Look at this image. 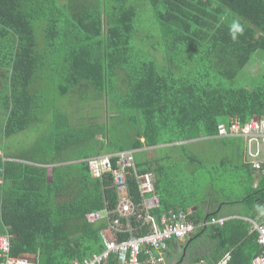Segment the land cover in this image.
<instances>
[{
  "label": "trees",
  "instance_id": "obj_1",
  "mask_svg": "<svg viewBox=\"0 0 264 264\" xmlns=\"http://www.w3.org/2000/svg\"><path fill=\"white\" fill-rule=\"evenodd\" d=\"M254 119L264 120V0H0V234L11 256L76 264L100 253L107 222L85 216L113 209L118 194L84 159L131 151L138 174L154 177L150 215L182 212L190 238H221L210 264L226 253L227 264H250L263 247L242 217L262 212L264 175L248 162L255 143L232 126ZM43 125L10 150L5 140ZM127 183L138 204V181ZM128 224L152 230L143 211ZM104 264L121 263L111 253Z\"/></svg>",
  "mask_w": 264,
  "mask_h": 264
},
{
  "label": "built area",
  "instance_id": "obj_2",
  "mask_svg": "<svg viewBox=\"0 0 264 264\" xmlns=\"http://www.w3.org/2000/svg\"><path fill=\"white\" fill-rule=\"evenodd\" d=\"M232 128L243 134L249 143H255V147L247 143L250 156L248 162L255 171L264 175V120L254 119L243 127L234 125ZM220 132H225L223 127L220 128ZM115 156L117 159L113 160ZM85 161L92 177L102 178L106 173L111 175L118 196L113 209L104 208L87 214L88 222L93 224L106 220L108 227L101 232L104 248L100 253L93 254L76 264H104L111 253L117 254L121 264H159L163 262L161 250L165 249L167 241L174 238L183 239L194 233V223L185 220L182 212L171 211V217L163 214L160 218L149 214V211L159 204L158 197L154 193V177L150 172L138 174L131 151L89 157ZM127 175L133 176L138 181V191L141 196L138 204H135L128 195ZM141 211L144 212V218L151 225L152 230L134 236L128 222L131 217L140 216ZM122 219L127 220L125 227L121 224ZM250 221L252 230L256 232L257 242L263 247L262 252L253 259V264H264V223ZM118 232H130L131 236L118 240ZM9 248V236L0 235V264H32L27 259L11 256ZM141 251L147 254L143 261L139 258Z\"/></svg>",
  "mask_w": 264,
  "mask_h": 264
},
{
  "label": "crops",
  "instance_id": "obj_3",
  "mask_svg": "<svg viewBox=\"0 0 264 264\" xmlns=\"http://www.w3.org/2000/svg\"><path fill=\"white\" fill-rule=\"evenodd\" d=\"M157 153L158 152H154L153 157L155 159L158 158V156H156ZM48 173L50 174V169H48ZM206 192L208 193V190ZM261 207H262V209H261L262 212L260 214L264 213V204ZM201 208L203 210H207L208 206L206 204H202ZM228 210H229L228 208L225 209V212H228ZM235 210H236V208H235ZM192 211L193 210H191V208H190L187 211V214H191ZM87 214L85 216L86 221H88L87 220ZM260 214L257 216V218L242 217V219L244 221H247L250 223V228H249L248 234L256 233L255 231L252 230V224H251L250 220L256 221L259 223L258 218L260 217ZM231 216L232 215L227 214V215H225V218L228 220L231 218ZM236 217L240 218L238 215H236ZM144 221H145V218H144ZM229 233H230V235H229ZM229 233L227 234V236L234 237L236 239V233L235 232L229 231ZM0 235L9 236V239L11 238V235H9L8 233L7 234H0ZM134 236H139V235H134ZM190 236L183 238V239L174 238V239L167 241L165 249L161 250V254L164 257V262L159 263V264H210V261H213V259H214V255H216V253H219V251L221 250L219 248L221 238L204 234L200 238L193 240L192 238H190ZM256 243L260 247H262L257 242V235H256ZM154 252L156 253V251H154ZM141 254L145 255L143 258V260H144L145 257L147 256V254H145L144 251H141ZM141 254L139 255V258L141 257ZM13 257H15V256H13ZM17 258H22V257H17ZM24 259H26V258H24ZM192 259H196V260L193 261V263H189L188 261H191ZM229 259H230V255L228 253H226L218 260V262L216 264H227ZM30 263L38 264L37 261H35L34 263L33 262H30ZM250 264H253V259L251 260Z\"/></svg>",
  "mask_w": 264,
  "mask_h": 264
},
{
  "label": "rangeland",
  "instance_id": "obj_4",
  "mask_svg": "<svg viewBox=\"0 0 264 264\" xmlns=\"http://www.w3.org/2000/svg\"><path fill=\"white\" fill-rule=\"evenodd\" d=\"M253 65H257V67H261V63L254 61V62H251V64L248 66V68H250ZM250 70L255 71V68L251 67ZM104 116H105V113L103 114V118H104ZM44 128H47V126L43 125L41 127H35L34 129H28V130H25V132H22L18 135L15 134V135L11 136L8 140H5V141L7 144L10 145V150L12 152H16L20 149L23 150L24 148L28 147V144H27L28 139L32 143L39 135H41L44 132ZM189 146L190 147L192 146V148L194 149V152L199 154L198 157L202 161L204 159L202 156V154H203L202 145H199L197 142H194V143L190 144ZM200 150L202 151V153ZM150 156L151 157L154 156V151L147 152V157L149 158ZM139 158L144 159L145 158L144 154L140 153ZM86 159H88V158H86ZM232 172H233V170L231 171V174H232ZM229 177H230V175H229ZM229 177L226 180L227 183L225 184L227 186V190L232 189L234 191V193L236 194V196L241 195V192L243 190L240 187L241 184H239L237 182V177H230V178ZM258 255H256L254 258H256Z\"/></svg>",
  "mask_w": 264,
  "mask_h": 264
},
{
  "label": "clouds",
  "instance_id": "obj_5",
  "mask_svg": "<svg viewBox=\"0 0 264 264\" xmlns=\"http://www.w3.org/2000/svg\"><path fill=\"white\" fill-rule=\"evenodd\" d=\"M241 31H242V28L239 26V24H234L233 25V27H232V38H233V40L236 39V34L239 33V32H241ZM92 157H94V156H92ZM85 159H84V161H85ZM163 262H164V257H163Z\"/></svg>",
  "mask_w": 264,
  "mask_h": 264
}]
</instances>
